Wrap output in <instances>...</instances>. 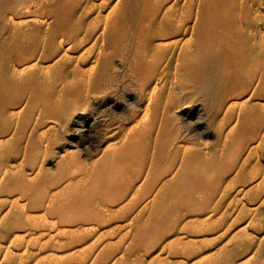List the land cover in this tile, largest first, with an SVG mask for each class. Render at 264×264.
Segmentation results:
<instances>
[{"label":"rangeland","instance_id":"374dc122","mask_svg":"<svg viewBox=\"0 0 264 264\" xmlns=\"http://www.w3.org/2000/svg\"><path fill=\"white\" fill-rule=\"evenodd\" d=\"M20 27L32 38L12 36ZM20 42L27 54L44 52L41 65L75 61L65 81L32 89L38 107L60 112L40 127L58 133L43 165L52 192L79 181L118 140L135 141L139 168L127 196L88 194L69 209L72 219L34 213L41 229L28 239L88 231L85 246L10 248L2 240L0 264H61L72 253L66 264H264V95L243 87L264 78V0H0V53L17 54ZM192 62L188 76L181 67ZM77 63L86 80L98 76L93 87L76 85ZM223 149V164L213 166ZM34 168L24 177L34 178ZM147 175L148 192L135 196ZM173 178L178 193L154 199Z\"/></svg>","mask_w":264,"mask_h":264},{"label":"bare ground","instance_id":"6f19581e","mask_svg":"<svg viewBox=\"0 0 264 264\" xmlns=\"http://www.w3.org/2000/svg\"><path fill=\"white\" fill-rule=\"evenodd\" d=\"M32 33L34 32L32 31L31 33H28V35H25L26 32L22 30V27L13 28L12 30V36H23L27 37V39L32 38ZM20 43L21 46H18L19 52H17V54L6 52L0 53V91H2L0 92V197H6L5 201H0V245L2 240H4L5 243L9 244L8 247L10 248L15 246L26 249L73 251L77 247L85 246L91 237V233L83 231L82 233L78 232L75 234L76 232L64 231L60 232L58 236L49 237L46 241H43L44 237L28 239L27 237L30 234H35L41 229L38 217L35 216L34 213L45 211L46 215L57 217L62 220H66L69 217L72 219V217L75 216V213L70 212L69 209H72L71 206L78 205V199L86 198L88 194L93 196L96 195L99 198L127 196L128 192L126 194L127 190L125 191L124 188L126 185L131 186L136 184H134V182L136 181L139 168L132 157L135 141H130L129 139L118 140L113 148L108 149L99 160L90 165L88 172L84 174L79 181L75 182L72 180L58 193L52 192L54 184L49 175L44 171L43 165L46 163L47 156L51 154L48 149L50 146L49 143L56 140L58 133L54 128H50L46 132L40 133V127L41 125L43 127L47 124L45 122L46 119L54 120L55 117L60 115V112L54 110L53 107H50L47 110L38 107L34 100H32V89L48 86L56 81H65L66 74H64V72H66V67L75 61L62 58L58 65H41L39 61L44 57V52L40 53L37 48L32 47L34 50L29 48L30 51L28 49L29 53L27 54L24 43ZM59 53H61V51ZM81 65V63H77L71 70L76 85L86 84V87L88 88L93 87L96 84L98 76H96V78L90 77L86 80V74L82 71ZM83 65H85V63H83ZM195 67L196 63L192 62L189 63V65L181 67V69L182 71H185L188 68L187 75L190 76L195 73L197 69ZM59 69L62 71L59 72ZM144 79L146 82V78ZM19 87L21 89L19 94L10 93L11 90ZM66 87L67 86L64 85L62 90ZM243 87L248 91H252L254 96L264 95V78L261 77L257 84H253V82L251 84L245 83L243 84ZM3 92L7 95H3ZM172 92V90L169 92V96L173 97ZM80 99H84L82 91L76 92L74 110ZM252 99H254V97ZM249 113L251 117L257 116V108H250ZM261 119H264V112L261 114ZM259 136L260 134L258 137ZM6 138L8 139L5 140ZM44 140L48 143L45 146V149L41 146L42 141ZM226 152L227 149H223L212 165L218 166L223 164ZM67 159H65L64 163L68 168L77 166L78 163L72 158ZM198 160L206 161L205 159L202 160L200 158ZM150 161L149 171L151 179L154 170V159ZM12 162L15 163L16 167H11L10 164ZM186 162L191 164L193 161L190 159V162L187 160ZM206 162H209V160ZM184 163L185 162H182V165H184ZM27 167H36V169H33V173H36L34 178L27 179L24 177L23 173L26 171ZM257 174L260 173L258 172ZM148 179L149 175H147L142 181L141 186L136 188L137 190L134 192L135 196L144 193V191L148 192ZM180 185L181 184L177 182L176 178L167 182L164 181L160 189L156 193L154 191L152 195H154V199L156 200L165 199L167 195L174 196L178 193ZM17 195L26 199L24 205L20 204V199H14ZM4 205H9V208L5 212L6 214L2 217ZM27 230L31 232L27 234ZM71 255L72 256L69 255L64 259L58 260V262H61V264L72 262L71 259L74 257L73 253ZM74 255L84 258V255L78 252Z\"/></svg>","mask_w":264,"mask_h":264}]
</instances>
